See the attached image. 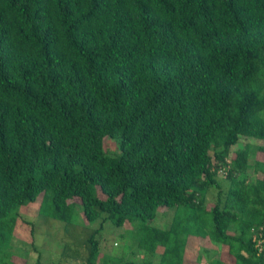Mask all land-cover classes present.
Here are the masks:
<instances>
[{
    "label": "trees",
    "instance_id": "trees-1",
    "mask_svg": "<svg viewBox=\"0 0 264 264\" xmlns=\"http://www.w3.org/2000/svg\"><path fill=\"white\" fill-rule=\"evenodd\" d=\"M241 138L261 144L231 151ZM257 154L264 0H0V250L39 201L100 221L85 264H123L101 256L106 222L136 233L142 264H187L205 239L208 264H264Z\"/></svg>",
    "mask_w": 264,
    "mask_h": 264
},
{
    "label": "rangeland",
    "instance_id": "rangeland-1",
    "mask_svg": "<svg viewBox=\"0 0 264 264\" xmlns=\"http://www.w3.org/2000/svg\"><path fill=\"white\" fill-rule=\"evenodd\" d=\"M247 143L261 144L256 140L241 138L238 145L231 151ZM104 147V153L107 155L116 156L120 153L118 144L112 139L107 140ZM257 159L262 161L264 157L257 154ZM223 177H225L224 173L217 174L218 181L224 187L227 182ZM247 179L251 182L255 179L252 169L247 171ZM214 198L215 193H207V204L211 205ZM40 208V202L36 201L31 207L18 210L19 217L13 237L7 245L2 246L0 255H9L6 260L13 264H35L38 258L42 264H85L88 255L87 239L98 229L100 221L93 223L85 221L79 205L75 208L71 224L51 219L45 215L46 212L39 215ZM43 208H46V204H43ZM171 218V212L160 211L151 225L164 230L169 226ZM129 228V225L125 228L113 227L106 222L98 235L101 256H107L110 259L120 258L123 264H142L147 256H144L143 252L138 249L136 233L128 231ZM206 252L210 257L216 258L217 248L207 239L193 241L187 247V264H208ZM213 253L216 255H212ZM155 262V260L152 261L153 264Z\"/></svg>",
    "mask_w": 264,
    "mask_h": 264
},
{
    "label": "built area",
    "instance_id": "built-area-1",
    "mask_svg": "<svg viewBox=\"0 0 264 264\" xmlns=\"http://www.w3.org/2000/svg\"><path fill=\"white\" fill-rule=\"evenodd\" d=\"M258 244H259V242H258Z\"/></svg>",
    "mask_w": 264,
    "mask_h": 264
}]
</instances>
